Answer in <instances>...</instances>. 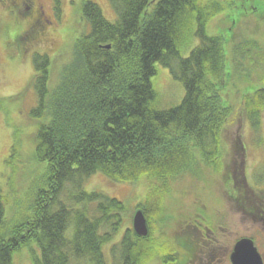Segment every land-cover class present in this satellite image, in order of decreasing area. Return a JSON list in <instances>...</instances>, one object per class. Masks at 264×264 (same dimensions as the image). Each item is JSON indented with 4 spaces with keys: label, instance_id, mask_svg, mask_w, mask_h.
<instances>
[{
    "label": "trees",
    "instance_id": "16d2710c",
    "mask_svg": "<svg viewBox=\"0 0 264 264\" xmlns=\"http://www.w3.org/2000/svg\"><path fill=\"white\" fill-rule=\"evenodd\" d=\"M109 1L114 21L98 3L82 0L85 27L55 88L50 78L56 62L47 53L33 56L37 103L30 117L36 122V158L46 163V171L43 167L31 181L28 205L18 202L13 219L6 217L0 189V264H14L24 248L30 250L32 264H147L146 245L158 240L138 237L132 227L112 243L126 205L87 192L86 180L98 172L114 181L144 177L148 196L137 209L151 222L148 207L158 214L165 193L193 173L197 163L218 166L213 161L232 115L226 96L233 78L229 53L234 49L248 55L232 36L208 31L210 21L231 1ZM4 5L19 8L16 0ZM194 41L184 57L183 50ZM244 42L251 48V39ZM32 43L28 40L20 50H29ZM156 63L183 85L179 105L159 107L152 83ZM251 108L248 103L249 117L259 123V110ZM18 149L14 145L12 155Z\"/></svg>",
    "mask_w": 264,
    "mask_h": 264
},
{
    "label": "rangeland",
    "instance_id": "374dc122",
    "mask_svg": "<svg viewBox=\"0 0 264 264\" xmlns=\"http://www.w3.org/2000/svg\"><path fill=\"white\" fill-rule=\"evenodd\" d=\"M4 1L6 0H0V189L6 201V217L13 219L16 217L18 202L28 205L31 181L41 176L43 167L46 171V163L36 158V122L30 117V111L37 103V94L32 85L36 73L33 56L36 52L47 53L56 62L50 78V87L55 88L60 70L70 59L75 39L85 25L81 19L82 0H39L50 21L43 27L45 22H41V19L34 22L32 18L29 20L19 14L29 12L27 5L23 4L19 9L10 8L4 5ZM93 1L100 5L108 20L116 19L109 0ZM223 1L225 5L231 1L230 6L243 2ZM26 3L30 4L29 1ZM230 6H225V12L210 21L209 34L216 35L220 31L227 37L230 36L227 32L230 21L225 17L232 13ZM254 6L264 10V0H248L243 9L252 11ZM26 28L24 35L35 36L41 31H47V35L50 33V40H37L29 50L22 51L21 46L25 48L28 40L25 39L26 44L20 45L23 36L19 33ZM231 33L236 36L235 42L242 44L241 50L247 51L249 55L242 57L238 55L242 52L234 49L229 53L233 77L230 84L233 87L227 89L226 96L230 101L232 115L221 136L220 155L213 161L218 166L215 167V163H197L193 173L181 178L165 193L162 198L164 207L158 214L150 211L151 205L148 207V217L151 220L148 221L149 236L158 241H151L146 245L147 264H207V256L212 255L215 250L224 251L244 236L259 237L258 232L263 224L254 210V203L259 201L255 192L248 190L250 194L243 199L240 196H235L234 199L227 197V193L233 195L244 190L242 184L239 186L236 182L233 185L227 174L232 170V162H245L247 187L254 189L256 193L264 189V93L260 97L257 93H254V97L246 93L251 83L264 82V21L259 22L252 14L244 15L239 26ZM250 39L251 48L245 44L243 47V42ZM196 44V41L190 43L183 50V56L189 55ZM56 50L62 52L58 54ZM253 61L257 62L256 65ZM152 83L158 92L160 108L177 106L183 100V85L173 79L169 68L160 63H156V75L152 77ZM243 93L247 100L243 99ZM248 103L251 104V109L259 110V123L253 122L249 117ZM14 145L19 149L12 155ZM83 188L87 192L97 191L116 197L125 203L123 224L112 243L121 240L126 228L133 227V215L139 204H146L149 191L144 177L131 182L114 181L99 172L91 175ZM210 231L215 233L210 234ZM208 237H215L218 241L211 243ZM37 251L36 248L35 252ZM14 264H32L30 250L24 248L16 253Z\"/></svg>",
    "mask_w": 264,
    "mask_h": 264
},
{
    "label": "flooded vegetation",
    "instance_id": "af4514ba",
    "mask_svg": "<svg viewBox=\"0 0 264 264\" xmlns=\"http://www.w3.org/2000/svg\"><path fill=\"white\" fill-rule=\"evenodd\" d=\"M27 1L30 2L31 8H29L30 4L26 3ZM246 1H248V0H243V2H241V3H238V4L234 3L233 5H231L229 9H230V11H232V13H230V15L225 16L230 21V26L227 28V32H229V34H231L230 36H232V38H234V40L236 39V36H234L231 33V31L239 26L242 16H244V15L247 16L249 14H252V15L256 16L259 19V22L264 21V10L260 9L259 7L254 6L252 11H249L247 8L243 9V5L245 4ZM16 2H17V6L19 8L23 4H25V5H27V9H30L28 13L26 12V14H22L21 12H19V14L21 16H24L25 18H27L29 20H30V18H32V20H34V22L37 19H41L40 20L41 22H43V21L45 22L43 25H47V24L50 23V21L48 20L45 12L43 10V6H41L40 3H39V0H16ZM237 9H238L239 13L237 12ZM26 30H27V28L22 30L19 35H22L27 40H30V41H33V42H37V40H40V41H43V40L48 41V40H50L49 39L50 36H48L50 33L48 32V35H47L46 34L47 31L45 33H43L41 31L35 36H29V35L26 36V35H24L26 33ZM248 55H249V53H248ZM245 56H247V54ZM258 92H260V93H258ZM246 93H249L251 97H254L256 95H258V97H260L261 94L263 95V93H264V82L262 84H260V83H256V84L255 83H251L248 86ZM254 93H258V94L254 95ZM242 97H243V99L247 100L246 94L243 93ZM228 164H229V162H228ZM244 164H245V162H239V164H238V162H232V164L230 165V168L232 170L228 172L227 178L228 179L230 178L232 180L233 185L236 182H237V184L239 186L242 184L243 187H244V190H242L240 193H238V191H237L233 195L232 194L230 195L229 193H227V197H230L231 199H234L235 196H237V197L240 196L243 199L248 194H250L251 191L255 192V195H256V197L258 198L259 201L258 202L256 201L254 203V210L257 212L259 219L262 221L261 224H263V226L260 227L261 230L258 232L259 233V237L257 235L244 236V237H241V238L237 239L236 241H234L224 251L215 250L212 255H208L207 256V257H209V260H208L207 264H233V262H232V254H233V252L235 250V245L242 238H249V239H251L253 241V243H254V245H255V247H256V249H257V251H258V253H259L260 257H261L262 264H264V189L263 190L261 189L258 193H256V191L254 189L247 187ZM261 193L263 195L259 196V194L261 195ZM239 202H241V200ZM242 203L243 204H241V205L243 206L244 202H242ZM211 232L213 234L215 233L214 231H210V234H211ZM261 237H263V239ZM213 239H216V238L214 237ZM213 239L209 238V241L211 243H215V242L218 241L217 239L216 240H213Z\"/></svg>",
    "mask_w": 264,
    "mask_h": 264
},
{
    "label": "water",
    "instance_id": "95a60500",
    "mask_svg": "<svg viewBox=\"0 0 264 264\" xmlns=\"http://www.w3.org/2000/svg\"><path fill=\"white\" fill-rule=\"evenodd\" d=\"M133 230L141 238H148L150 235V225L144 210L141 208L134 213ZM232 262L233 264H262L261 257L253 241L249 238H243L236 243Z\"/></svg>",
    "mask_w": 264,
    "mask_h": 264
}]
</instances>
